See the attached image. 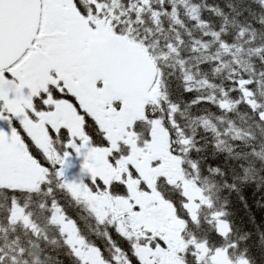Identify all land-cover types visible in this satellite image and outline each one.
Here are the masks:
<instances>
[{
  "label": "snow or ice",
  "instance_id": "1",
  "mask_svg": "<svg viewBox=\"0 0 264 264\" xmlns=\"http://www.w3.org/2000/svg\"><path fill=\"white\" fill-rule=\"evenodd\" d=\"M227 6L0 0V264L264 259L226 195L264 187V0Z\"/></svg>",
  "mask_w": 264,
  "mask_h": 264
},
{
  "label": "trees",
  "instance_id": "2",
  "mask_svg": "<svg viewBox=\"0 0 264 264\" xmlns=\"http://www.w3.org/2000/svg\"><path fill=\"white\" fill-rule=\"evenodd\" d=\"M202 2L206 5H218L225 13H228L231 16V10L228 8V3L238 4V0H202ZM205 17L211 19L215 23L220 22V18L215 16H209L207 12L204 13ZM259 27V26H257ZM206 156L205 164L206 165H218L227 168L230 165H234L235 161L232 160L231 157L228 156L226 152H219L215 155L211 154V146L204 154ZM261 175H264V171L261 172ZM230 204V211L233 214L234 220L243 225L245 228L251 229L252 225L248 223L249 216H254L257 224L264 229V207H261L257 204V201L264 202V187L256 188L255 185H245L241 188L239 193H231L228 194ZM240 196L244 197V201L247 203V208L244 207V203L240 200ZM70 211L75 215L76 213H80V215H86L82 213L78 208L70 207ZM93 224V222L88 220H81L80 226L85 230L88 229L89 225ZM92 239L96 241L97 244L103 245V240L99 237L93 236ZM255 237H253V240ZM254 254L256 255L257 264H264V259L260 257L259 251L257 249H253ZM48 255L53 257L50 264H56V260L60 262V264H72L71 259L64 255L63 250H49Z\"/></svg>",
  "mask_w": 264,
  "mask_h": 264
},
{
  "label": "rangeland",
  "instance_id": "3",
  "mask_svg": "<svg viewBox=\"0 0 264 264\" xmlns=\"http://www.w3.org/2000/svg\"><path fill=\"white\" fill-rule=\"evenodd\" d=\"M74 155L75 153L70 154L68 158V166L65 169V178L69 181H79L80 170L76 168V166L74 165L78 162L75 161L74 164L72 163V160L74 159Z\"/></svg>",
  "mask_w": 264,
  "mask_h": 264
}]
</instances>
